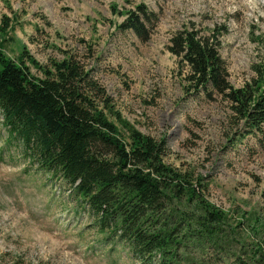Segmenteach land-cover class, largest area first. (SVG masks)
<instances>
[{
  "label": "rangeland",
  "instance_id": "1",
  "mask_svg": "<svg viewBox=\"0 0 264 264\" xmlns=\"http://www.w3.org/2000/svg\"><path fill=\"white\" fill-rule=\"evenodd\" d=\"M139 6L155 16L146 26H152L146 43L120 29ZM3 17L10 20L0 33L7 59L18 64L25 50L48 66L74 54L85 69L95 70L123 120L144 136L165 140L166 165L202 180L203 200L223 211L229 225L242 223L245 215L260 228L264 140L236 136L226 103L192 91L187 67L169 48L178 32L207 38L217 33L229 85H250L254 69L264 70V0H0V26ZM1 124L0 116V264H137L117 237L98 232L87 207H79L63 181L38 171ZM242 224L241 240L248 226ZM238 251L250 264L243 247ZM179 255L178 264L226 261L212 249H182Z\"/></svg>",
  "mask_w": 264,
  "mask_h": 264
},
{
  "label": "trees",
  "instance_id": "2",
  "mask_svg": "<svg viewBox=\"0 0 264 264\" xmlns=\"http://www.w3.org/2000/svg\"><path fill=\"white\" fill-rule=\"evenodd\" d=\"M136 12L120 29L146 43L152 32L146 26L155 16L146 15L143 6ZM1 24L3 34L10 20L3 17ZM170 42L169 52L188 69L190 89L226 103L236 136L264 140V70L254 69L256 79L250 85L233 89L219 56L217 33L207 38L183 31ZM25 53L17 64L0 52L1 126L10 139L21 142L39 172L69 187L100 234L117 237L137 264L156 259L178 264L179 252L188 248L212 249L225 258L224 264H245L241 247L250 264H264V222L258 219L256 229L241 215L248 224L241 240L237 230L243 224L229 225L223 211L203 200L202 180L164 163L165 140L144 136L123 120L95 70L85 69L74 54L42 66ZM236 239L240 248L232 244Z\"/></svg>",
  "mask_w": 264,
  "mask_h": 264
}]
</instances>
